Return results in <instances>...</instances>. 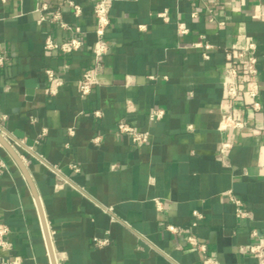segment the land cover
Segmentation results:
<instances>
[{
  "label": "crops",
  "instance_id": "crops-1",
  "mask_svg": "<svg viewBox=\"0 0 264 264\" xmlns=\"http://www.w3.org/2000/svg\"><path fill=\"white\" fill-rule=\"evenodd\" d=\"M74 1L80 15L67 0H47L39 23L38 0H0V133L39 193L57 264H205L207 256L258 264L240 247L256 241L254 229L264 236V133L257 130L264 125V56L261 110L241 98L243 128L218 126L230 104L225 48L252 39L264 52V0H111L101 83L87 96L78 81L93 66L95 0ZM48 35L84 44L72 53L49 51ZM201 39L212 45L208 58L194 47ZM48 67L65 79L54 95L45 93ZM156 107L166 115L151 122ZM122 119L149 129L151 142L136 145L120 134ZM223 141L232 143L225 152ZM1 153L0 221L11 229L13 249L0 254L53 264L31 185L11 153ZM230 193L249 217H237Z\"/></svg>",
  "mask_w": 264,
  "mask_h": 264
},
{
  "label": "built area",
  "instance_id": "built-area-1",
  "mask_svg": "<svg viewBox=\"0 0 264 264\" xmlns=\"http://www.w3.org/2000/svg\"><path fill=\"white\" fill-rule=\"evenodd\" d=\"M6 1V0H3ZM69 5L74 9L75 15H80L82 9L81 6L74 0H67ZM110 1L111 0H95L94 3V15H95V27L96 40L93 45V66L90 69L83 71L78 81V89L81 96L89 95L93 88L101 83L100 75L104 70V56L108 52L109 44L107 42L106 33L111 24L110 16ZM49 4L47 0H38L36 11L40 14L38 19L39 23L46 20L44 12L48 10ZM164 15V13H163ZM261 16L264 17V9L261 11ZM54 19L59 18L58 13L54 14ZM213 19V18H212ZM224 24V21L220 22ZM63 27L68 29H74L73 26L62 23ZM76 30H80V27H76ZM179 32L184 33L188 29L184 23H180L178 27ZM204 38V37H203ZM84 44V41L79 37H72L69 40L59 42L50 35L45 38V48L49 51H58L60 53H72L80 49ZM212 45L203 39L194 43V47L202 50L205 58L209 57L207 49ZM263 54V55H261ZM226 67L223 72V83L225 86V97L229 101V106L221 112V119L218 128L225 130L227 128L241 129L244 123L238 117V110L236 103L243 99L247 108L253 110H261L262 105L258 100V96L261 92V84L259 82L260 75V62L261 56H264V52L260 53L258 50V42L256 40H249L246 43H233L229 47L225 48ZM6 54L0 52V66L5 65ZM45 75L47 77V86L45 93L48 95L56 94L59 89L64 85L65 79L62 73L57 72L53 68H46ZM154 78V75H150ZM127 107H132V102L128 100ZM97 116L101 115V111H94ZM166 115V110L163 107H156L152 109L149 114V120L156 122L163 119ZM32 120H36L32 117ZM117 130L120 134L129 137V139L136 145L148 144L152 140V134L149 129L138 128L126 119H122L117 123ZM257 130L264 133V125L257 127ZM74 128L70 127L69 132L73 133ZM46 133V130L43 131ZM94 142L100 140V136L94 137ZM21 144V142H20ZM232 146L230 142L222 143L221 151L225 152ZM3 145L0 143V168L6 167L5 160L1 153ZM264 164V153H263ZM72 168L75 171H79L80 167L77 164H72ZM230 200L235 205L236 215L239 218L249 217V211L244 208L243 201L230 193ZM157 204L160 206L161 201L156 199ZM195 219L202 217V214L195 210ZM196 224V221L194 222ZM11 229L5 222L0 221V252H11L13 249L12 242L7 238ZM253 235L256 238L255 242L249 245L240 247V251L243 253H249L257 258L258 264H264V236H262L256 229L253 231ZM191 240H196L195 237H190ZM108 240H97L98 244H104ZM201 248L206 249L205 245H201ZM205 264H217L216 259L211 256H207L204 260ZM0 264H20V259L12 254L2 255L0 254Z\"/></svg>",
  "mask_w": 264,
  "mask_h": 264
},
{
  "label": "water",
  "instance_id": "water-1",
  "mask_svg": "<svg viewBox=\"0 0 264 264\" xmlns=\"http://www.w3.org/2000/svg\"><path fill=\"white\" fill-rule=\"evenodd\" d=\"M32 140H28V144H33ZM0 143L3 145V147H5L10 153L11 155L15 158V160L17 161V163L21 166V168L24 171V174L26 176V178L29 181V184L31 185V188L33 190V194L36 198V202L39 208V211L41 213V218H42V222H43V227H44V231H45V235H46V239H47V243H48V247H49V252H50V256H51V260L53 264H57V260L55 257V251L52 245V241L50 238V234H49V229H48V225H47V220L43 211V206H42V202H41V198L39 196V193L36 190L35 184L32 180V177L28 171V169L26 168V166L24 165L23 160L21 159L20 155L15 151V149L13 148V146L6 140V138L0 133Z\"/></svg>",
  "mask_w": 264,
  "mask_h": 264
}]
</instances>
